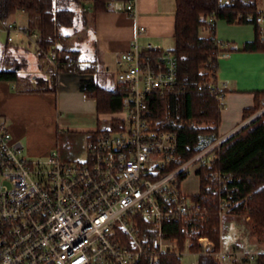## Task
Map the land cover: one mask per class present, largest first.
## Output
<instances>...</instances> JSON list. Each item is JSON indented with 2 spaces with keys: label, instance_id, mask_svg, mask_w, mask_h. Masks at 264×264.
Masks as SVG:
<instances>
[{
  "label": "built area",
  "instance_id": "obj_1",
  "mask_svg": "<svg viewBox=\"0 0 264 264\" xmlns=\"http://www.w3.org/2000/svg\"><path fill=\"white\" fill-rule=\"evenodd\" d=\"M126 10L136 17V0H128ZM256 22L264 38V7ZM206 25L209 33L216 29L214 14ZM0 30L9 41L21 33L38 38L13 21H0ZM145 30L137 24L131 47L118 56L114 88L126 93L113 113L118 123L87 140L75 158H63L57 147L30 158L0 122V264H160L166 253L190 251L211 216V205L195 198L199 191L182 188L190 172L204 176L218 195L221 220L249 196L238 198L234 174L215 166L222 140L178 157L177 134L152 116L154 101L178 90L179 63L171 48L140 45L137 36ZM215 92L223 103L222 91ZM174 225L185 234L184 249ZM196 242L221 264L236 255L214 250L207 235Z\"/></svg>",
  "mask_w": 264,
  "mask_h": 264
},
{
  "label": "trees",
  "instance_id": "obj_2",
  "mask_svg": "<svg viewBox=\"0 0 264 264\" xmlns=\"http://www.w3.org/2000/svg\"><path fill=\"white\" fill-rule=\"evenodd\" d=\"M112 0H0V21L7 24L17 11L27 14V24L23 28L30 34L38 32L35 41L38 66L46 75L23 74L27 69L28 59L21 60L6 56L13 41L6 40L3 45L5 55L0 64V81L15 82L25 91L56 92L58 76L62 72H74L83 75L80 88L87 96L97 101L99 114H112L124 105L125 92L120 88L107 87L96 78L97 59L84 62L80 50L68 46L64 29L78 30L77 21L85 27H94V15L110 9ZM214 14L217 20L228 23H251L255 36L242 46L246 51H264V38L256 22L258 0H176V18L173 50L178 58V90L165 98L155 100L152 116L163 129L174 131L178 137V157L189 158L218 138L223 103L215 92L217 87V58L225 50L216 29L207 35V18ZM252 15V18H248ZM81 18V20L79 19ZM77 24V25H76ZM84 27V28H85ZM75 31V32H76ZM228 50L236 48L230 47ZM55 54V59L51 56ZM50 61V65L44 62ZM212 69V74L209 70ZM212 75V76H211ZM90 76V77H88ZM213 77V81L210 78ZM264 107V91L255 93V103L244 110V116L255 113ZM91 132H59L57 149L65 159L78 156L85 143L106 128L101 127ZM112 127L116 123H110ZM218 158L216 168L230 171L235 176L238 187L237 197L246 199L238 203L232 213L241 212L249 217L253 232L264 243V111L236 133L222 140L216 148ZM208 180L202 176L196 199L211 205V216L196 237L207 235L214 242V250L221 248V218L218 214L217 194L207 188ZM174 235L179 236L180 247L184 249L185 234L179 232V225L172 227ZM192 238L190 251L197 254L196 264H219L215 258L203 251ZM235 249L241 245L235 244ZM138 264H148L141 261ZM160 264H182L181 256L166 253ZM252 264H264V250L256 254Z\"/></svg>",
  "mask_w": 264,
  "mask_h": 264
},
{
  "label": "crops",
  "instance_id": "obj_3",
  "mask_svg": "<svg viewBox=\"0 0 264 264\" xmlns=\"http://www.w3.org/2000/svg\"><path fill=\"white\" fill-rule=\"evenodd\" d=\"M127 2L112 0L109 10L98 12L93 18L94 59L98 66L102 64L110 72V79L119 68V53L129 49L136 37L137 24L146 28L137 36L140 45L152 42L173 49L175 44L176 0H136V17L127 12ZM15 18L20 20V27L26 26L24 11L14 13L12 19ZM227 25L237 26L238 36L223 39L217 34L225 47L217 58V84L224 94L217 140L236 133L258 115L262 108L248 117L244 116V110L254 105L257 91H264V51L241 49L245 41L255 36L253 24ZM220 27L224 29L225 25ZM201 34L207 35L203 31ZM16 43L13 40L12 45ZM230 47L236 49L228 50ZM83 77L74 72L60 73L56 92L25 91L15 82L0 81V122H6L13 140L21 143L25 155L45 157L56 147L59 132H91L98 128L105 114H99L96 99L81 90ZM233 251L235 256L248 253L243 249Z\"/></svg>",
  "mask_w": 264,
  "mask_h": 264
},
{
  "label": "rangeland",
  "instance_id": "obj_4",
  "mask_svg": "<svg viewBox=\"0 0 264 264\" xmlns=\"http://www.w3.org/2000/svg\"><path fill=\"white\" fill-rule=\"evenodd\" d=\"M258 7H264L263 0H258ZM13 15L10 18V21H13L16 25H20V20L18 18L12 19ZM81 20V18H79ZM78 30L75 32L72 28L64 29L63 33L66 36L65 40L68 42V46L71 48H76L80 50V58L87 62L91 59H94V29L93 27H85L83 22L77 21ZM76 24V25H77ZM228 23L224 20H217V34L221 35L223 39H227V37H237L238 31L237 26L231 27L227 25ZM224 29L220 26H224ZM85 27V28H84ZM220 29V32H219ZM204 33L209 34V31L202 30ZM202 33V32H201ZM7 40V34L0 30V61L3 55H5V51H3V44ZM16 44H13L11 50L9 49L6 56H10L11 58L18 57L19 60L26 57L28 59V66L23 74H40L46 75V70L43 71L39 68L37 62V54L35 51V41L29 38L27 35L21 33L16 36L14 39ZM2 45V46H1ZM19 47H17V46ZM47 65H50V61L48 59L44 60ZM0 67H3L0 64ZM213 70L210 69L209 73L212 74ZM114 74V73H113ZM96 78L100 81L101 84L107 87H113L114 78L110 79V72L102 65L99 64L98 69L95 73ZM112 76V75H111ZM212 76V75H211ZM210 81H213V77L210 78ZM218 87V85H217ZM264 111V107L259 111L260 114ZM257 116V115H256ZM111 116L109 114H105L102 116L101 127L105 128L110 125L112 121L114 123H118L117 120L109 119ZM182 188L187 192H197L200 186L198 175L193 172H190L189 175L182 181ZM221 228V245L225 250H238L235 249V244L241 245V249L245 252L257 254L260 251L264 250V243L257 237V235L253 232L252 223L249 220V217L246 214L241 212H236L233 214H228L223 217L220 222ZM248 253H245L248 255ZM246 257V256H245ZM243 254H239L237 256L233 255L228 261L222 264H252L254 258H245ZM182 264H196L197 262V254L190 253L188 250H185L181 254ZM221 264V263H219Z\"/></svg>",
  "mask_w": 264,
  "mask_h": 264
}]
</instances>
